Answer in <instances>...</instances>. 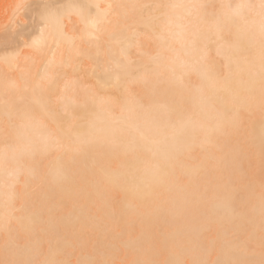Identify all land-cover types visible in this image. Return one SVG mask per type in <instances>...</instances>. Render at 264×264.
Instances as JSON below:
<instances>
[{"label":"bare ground","instance_id":"bare-ground-1","mask_svg":"<svg viewBox=\"0 0 264 264\" xmlns=\"http://www.w3.org/2000/svg\"><path fill=\"white\" fill-rule=\"evenodd\" d=\"M0 264H264V0H0Z\"/></svg>","mask_w":264,"mask_h":264}]
</instances>
